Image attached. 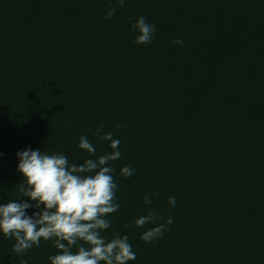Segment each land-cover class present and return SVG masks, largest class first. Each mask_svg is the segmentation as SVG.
Here are the masks:
<instances>
[{
  "label": "trees",
  "instance_id": "16d2710c",
  "mask_svg": "<svg viewBox=\"0 0 264 264\" xmlns=\"http://www.w3.org/2000/svg\"><path fill=\"white\" fill-rule=\"evenodd\" d=\"M112 6L0 0V204L25 180L17 152L81 163L82 135L112 151L93 135L102 123L120 140L108 218L136 254L128 264H264V0H126L108 20ZM140 16L150 44L134 42ZM149 208L174 221L152 243L141 234L153 225L125 227ZM14 243L0 232V264H50L58 251L41 239L18 256Z\"/></svg>",
  "mask_w": 264,
  "mask_h": 264
},
{
  "label": "clouds",
  "instance_id": "9594fccd",
  "mask_svg": "<svg viewBox=\"0 0 264 264\" xmlns=\"http://www.w3.org/2000/svg\"><path fill=\"white\" fill-rule=\"evenodd\" d=\"M126 0H115L106 12L111 20ZM129 23L137 44H150L154 38L155 26L140 16ZM174 44L183 45L176 39ZM119 127V124L116 125ZM101 123L93 133L100 141H108L110 152L97 154V149L89 138H79V149L88 155L81 163L70 162L62 153H52L25 149L17 152V169L25 180L19 184L16 199L0 204V232L8 239H14L12 251L22 256L33 246L39 247L41 239L51 241L58 251L48 257L50 264H128L136 259V254L126 234L121 235L112 227L108 218L119 210L117 202L118 184L113 173L112 162L120 159V140L113 132H104ZM79 160V159H78ZM134 169L123 166L120 174L131 177ZM154 193L143 197L145 205H152ZM28 200L17 202L19 198ZM31 201V203L29 202ZM170 209L176 206V198L169 197ZM42 206V207H41ZM35 208L31 216L27 209ZM169 209V212H170ZM174 221L169 214L161 215L151 208L146 214L135 218L125 227L146 228L141 239L146 243L161 238ZM111 229L112 238L102 233ZM19 264H27L21 259Z\"/></svg>",
  "mask_w": 264,
  "mask_h": 264
}]
</instances>
